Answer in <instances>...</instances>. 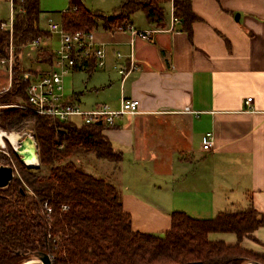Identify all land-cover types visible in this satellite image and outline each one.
I'll use <instances>...</instances> for the list:
<instances>
[{"label": "crops", "instance_id": "0c3cea01", "mask_svg": "<svg viewBox=\"0 0 264 264\" xmlns=\"http://www.w3.org/2000/svg\"><path fill=\"white\" fill-rule=\"evenodd\" d=\"M122 2L80 0L81 6L106 18ZM5 3L10 15L9 0H0V15ZM191 6L200 18L192 24L191 36L181 20L172 24L171 1L163 4L160 22H150L142 10L132 14L126 26L162 30L149 41L135 38L134 46L130 31L99 20L93 32L106 50L105 66L96 68L91 61L71 71L64 82V94L80 95L79 106L86 110L81 106L84 91L67 79L93 64L85 87L99 101L88 110L102 105L118 110L122 96L140 101L138 113L116 117L104 135L123 153L120 164L130 169V179L119 191L133 229L159 237L171 229L175 211L213 219L252 205L264 214V0H191ZM53 37L41 40L39 47L53 53L47 43ZM131 55L136 70L123 81L119 69L130 68ZM49 68L39 64L36 70L42 75ZM207 133L214 136L210 150L203 149ZM254 236L264 244V227ZM209 239L238 242L231 233ZM241 246L264 252L252 240Z\"/></svg>", "mask_w": 264, "mask_h": 264}, {"label": "trees", "instance_id": "16d2710c", "mask_svg": "<svg viewBox=\"0 0 264 264\" xmlns=\"http://www.w3.org/2000/svg\"><path fill=\"white\" fill-rule=\"evenodd\" d=\"M167 2L170 0H123L115 15L106 18L81 6L80 0H71V8L61 13V22L70 32H91L101 19L106 26L118 29L142 10L156 23L164 19L163 4ZM13 3L14 68L10 89L0 93V106L26 102L30 82L23 75L30 72L37 77L39 71L25 67L22 52L36 39L50 38L40 26V0ZM173 4L175 16L191 36L192 24L200 20L191 0H174ZM74 6L77 11H72ZM9 43L8 32L0 27V61L8 57ZM53 59L47 48L36 51L38 64L51 66ZM89 68L93 72V64ZM29 124L38 143L41 171H27L17 161L19 177L8 188L0 189V264H21L37 251L47 252L53 264H264V252L241 246L246 239L264 246L254 236L264 227V214L252 205L241 211L221 212L213 219H196L175 211L171 229L163 237L135 231L118 187L75 162L81 154L117 165L123 161V153L104 135L107 127L60 122L17 107L1 108V130L23 132ZM63 205L69 209L63 211ZM216 233L235 234L238 242L228 245L210 240Z\"/></svg>", "mask_w": 264, "mask_h": 264}, {"label": "built area", "instance_id": "2783aa9c", "mask_svg": "<svg viewBox=\"0 0 264 264\" xmlns=\"http://www.w3.org/2000/svg\"><path fill=\"white\" fill-rule=\"evenodd\" d=\"M9 1V19L7 22H0L1 29L5 32H8L10 38L8 57L0 61V67H3L9 76V85L0 93L7 92L11 87L15 58L13 46L15 14L13 3L14 0ZM170 1L172 3L171 22L174 25L175 23L179 22V19L174 14V0ZM77 10V6L72 7V11ZM119 29H127L128 31H130L132 35L131 46H134L135 38L149 41L154 33L162 31L159 29L135 30L128 26L120 27ZM170 30H172V27L170 28ZM48 33L51 36L57 37V40L59 42L58 50L53 52L54 59L52 65L50 66L48 71L37 77H35L30 72H27L23 75V79L30 82L26 90L27 100L25 103L18 105H4L0 106V108L17 107L28 110L35 114L50 117L60 122H76L84 125H100L104 127L113 125L114 119L116 117L128 114L133 115L139 112L140 101L135 99H126L124 96L121 97V104L118 110H111L108 106L104 105L98 106L92 110H84L78 104H74L71 100L66 99L64 94L65 77L74 69L80 66H86L91 61H93L96 68L104 67L106 63V50L103 44L97 43L95 41L93 31L70 32L64 29L62 22H56L51 18L48 19ZM40 44L41 39H36L26 48H29L31 52L36 53ZM117 56L119 58L121 57L120 54H118ZM134 70H136V65L134 62V57L133 55H131L130 68L128 70H125L122 67L119 69V73L123 75V81ZM251 102L252 98H248L246 103L249 105ZM18 134L21 136H25L24 138H26V136L34 138L32 134L28 132H22ZM213 141V133H207L205 135L203 149L210 150L213 146ZM13 150L15 151L16 149L13 148ZM19 160L22 161L21 158H19ZM10 164L14 167L16 175L19 176L17 165L15 164V162L11 160ZM20 164L23 165V163ZM44 206L47 210V213L50 214L51 208L49 207L48 203H45ZM68 209V205L62 206L63 211H67Z\"/></svg>", "mask_w": 264, "mask_h": 264}, {"label": "rangeland", "instance_id": "374dc122", "mask_svg": "<svg viewBox=\"0 0 264 264\" xmlns=\"http://www.w3.org/2000/svg\"><path fill=\"white\" fill-rule=\"evenodd\" d=\"M69 7H70L69 0H40V9L42 11V13L40 15V26H41V28H43L45 31L48 32V19L51 18L56 22H60L61 21V13L67 11L69 9ZM0 18L4 19L6 22L8 21V19H9V5H8V3H5L2 5ZM47 43L49 44V47L53 52L58 50L59 42L57 40V37H53V39H51L50 42L47 41ZM21 59L25 65V67L28 70H36L37 67L39 66V64L37 63V60H36V53L31 52L29 50V48H25L23 50L22 55H21ZM89 76H90V73L88 71L83 70V71H78V72H74V73L70 74L69 78L67 79V83H68V81L71 82L69 85H71V86L73 85L75 87H80V88H82V91H84L85 96L81 101V103H82L81 106H83V108H85L86 110H88L92 104L99 101L98 100L99 98H97L98 95H96V93L94 91H91L88 88H86L89 85V84L86 85L87 82L89 83V81H90V79L88 78ZM8 77L9 76H8L6 70L3 67H0V90L4 86H7L9 84ZM70 95L69 96L65 95L66 99L70 97V98H72L71 99L72 103L79 105V100L81 99L80 95H76V94L73 96H70ZM21 103L22 102H20L19 104H21ZM6 108H8V107H6ZM0 110H1V108H0ZM15 132H17V131H15ZM23 132H28V133L32 134V136L35 138L33 131H32V125L31 124L27 125V127L25 128V130ZM18 133H22V132H18ZM35 140H36V138H35ZM36 142H37V140H36ZM6 144H7L6 148H0V165L3 164L2 158L4 157L6 162L10 163L11 160H13L15 162V164L17 165V167H19L17 164V161H20V160H19L18 155H16L15 151L12 148L13 146H11L7 141H6ZM5 153H7V154H5ZM12 157L15 159H12ZM75 162L77 165L81 166V168L83 170H85L86 172H88L89 174H93L97 177L108 179L111 182L115 183V185L118 187V189L120 188V190L124 188L125 179H127V180L130 179L128 177L130 169L128 170L127 167L125 166V164H123V165L118 164L117 165V164L110 163V162L103 160V159H97L96 157H94L92 155L87 156L85 154H81L78 158L75 159ZM23 166L27 169V171H30V172L40 173V171H41L40 168H38V166H40V162H39V165L35 168H28L25 165H23ZM138 170H139V168H138ZM140 176L143 177V179L148 178L147 174L141 173ZM17 177H19V176L16 175V178ZM24 186L26 187L27 191L31 193V190L25 184H24Z\"/></svg>", "mask_w": 264, "mask_h": 264}, {"label": "water", "instance_id": "95a60500", "mask_svg": "<svg viewBox=\"0 0 264 264\" xmlns=\"http://www.w3.org/2000/svg\"><path fill=\"white\" fill-rule=\"evenodd\" d=\"M26 148H29V151L26 152ZM16 155L19 158H31L32 156H37L39 159V149L36 140L32 137H26L18 147V150H15ZM22 163V161H20ZM40 166H38L39 168ZM16 172L14 167L11 164L0 165V189H6L11 185ZM27 260H37L36 264H53L50 255L47 252H37L34 254L33 258ZM26 260V261H27ZM24 264V263H22ZM244 264H261L259 262L248 261Z\"/></svg>", "mask_w": 264, "mask_h": 264}, {"label": "bare ground", "instance_id": "6f19581e", "mask_svg": "<svg viewBox=\"0 0 264 264\" xmlns=\"http://www.w3.org/2000/svg\"><path fill=\"white\" fill-rule=\"evenodd\" d=\"M25 136H21L16 132H6L0 129V148L6 147V141L13 146L14 149L18 150L19 143L22 142ZM27 137V136H26ZM7 139V140H6ZM26 152L29 148H26ZM40 160L37 156H32L31 158H22V163L28 168H35L39 165ZM37 260H28L24 264H36Z\"/></svg>", "mask_w": 264, "mask_h": 264}, {"label": "flooded vegetation", "instance_id": "af4514ba", "mask_svg": "<svg viewBox=\"0 0 264 264\" xmlns=\"http://www.w3.org/2000/svg\"><path fill=\"white\" fill-rule=\"evenodd\" d=\"M3 159V164H1V165H8L9 163L8 162H6V160L4 159V157L2 158ZM15 178H16V176L14 177V179L13 180H15ZM13 182V181H12ZM11 182V183H12ZM45 241H47L46 239H45ZM37 252H45V251H37ZM28 261V260H27ZM26 262V260L23 262V263H25ZM22 264V263H21Z\"/></svg>", "mask_w": 264, "mask_h": 264}]
</instances>
